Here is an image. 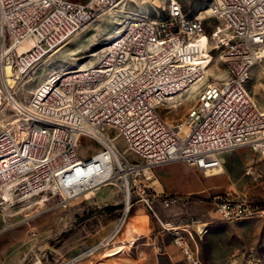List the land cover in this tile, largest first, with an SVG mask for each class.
<instances>
[{
	"label": "built area",
	"instance_id": "obj_1",
	"mask_svg": "<svg viewBox=\"0 0 264 264\" xmlns=\"http://www.w3.org/2000/svg\"><path fill=\"white\" fill-rule=\"evenodd\" d=\"M121 1L0 0V57L15 53L21 64L36 63L77 34L94 11ZM208 1L195 17L171 0L167 17L133 19L95 66L53 72L25 106L17 105V124L0 131L1 204L25 207L57 195L72 201L113 185L131 194V204L139 197L161 222L155 202L172 208L183 199L150 194L145 183L156 165L184 162L215 176L238 148L251 146L264 158V111L247 88L253 68L264 62V0ZM214 19L219 25L210 42L206 25ZM214 49L227 77L204 87L186 116L170 123L162 107L178 104L204 81ZM84 139L96 143L97 153L80 154ZM125 204L115 233L127 221ZM215 206L228 221L264 215L247 200L219 197ZM168 230L187 261L200 264L193 233L185 230L186 238Z\"/></svg>",
	"mask_w": 264,
	"mask_h": 264
},
{
	"label": "rangeland",
	"instance_id": "obj_2",
	"mask_svg": "<svg viewBox=\"0 0 264 264\" xmlns=\"http://www.w3.org/2000/svg\"><path fill=\"white\" fill-rule=\"evenodd\" d=\"M75 1L83 4L90 2V0ZM170 1L124 0L108 10L94 11L91 19L77 34L25 69H22V64L15 53L0 57V62L3 60L6 66L12 65L14 73L19 77L15 87L9 88L5 83L4 68L0 64V90L3 94L0 104V131L17 124V105L25 106L35 90L51 73L77 71L85 66H95L111 40L133 19L167 17ZM178 1L191 17L199 15L210 4L208 0ZM217 25L219 21L215 19L206 25L210 42ZM24 45L27 43L20 47ZM220 56L219 50L214 49L210 52L212 61L204 81L187 92L178 104L162 107V116L165 119L172 124L179 122L196 104L204 87L227 77V67ZM247 88L254 101L264 111V62L253 68ZM10 94L14 96V100L9 98ZM97 151L98 146L93 141L84 139L80 143L81 155L91 156ZM178 166L192 171L199 184L191 192L176 193L175 195L183 200L172 208L163 207L160 201L155 202V209L164 225L139 197L133 198L131 208L127 212V221L136 210H139L137 214L139 220L146 227L151 225L166 233L169 227L173 229L178 227L186 238L189 236L185 230L191 231L197 244L200 264H264V215L228 221L217 213L215 206L217 198L225 197L230 201L247 200L264 208V158L251 146L238 148L225 156L224 172L215 176L184 162L160 164L155 167L175 168V171L182 173ZM155 167L152 169L151 179L145 183L150 194H162L164 191L168 194L175 193L180 188L181 181L177 177L167 179L155 176ZM100 193L98 190L90 197L84 196L72 201H65L61 195L39 197L25 207L7 206L0 201V249L7 244L14 245L15 249H22L29 244L33 250L24 264L37 262L68 264L70 251L72 258L75 259L92 247L106 243L102 241L107 233L94 236L98 231H104L101 224L112 222L114 216H117V227L125 212V195L121 191L120 211L114 216L108 215L101 219L99 218L101 212L107 211L115 204L112 201L107 204H96V197ZM88 217L92 218L89 222L86 221ZM114 227L115 225L112 228ZM22 232H26L27 236L20 235ZM176 249L184 257L180 264H192L187 261L180 247ZM96 255L97 252L89 256V259H94ZM161 263L168 264V259L163 257Z\"/></svg>",
	"mask_w": 264,
	"mask_h": 264
},
{
	"label": "crops",
	"instance_id": "obj_3",
	"mask_svg": "<svg viewBox=\"0 0 264 264\" xmlns=\"http://www.w3.org/2000/svg\"><path fill=\"white\" fill-rule=\"evenodd\" d=\"M178 169L183 172H177L175 168L160 169L155 167V176L166 177L167 179L177 177L181 181L180 188L175 193L171 192L169 194H185L191 192L199 184L192 171L181 166H178ZM121 191L118 186L113 185L100 189L101 193L96 197V204H107V202L112 201L115 205L112 208H108L107 211L103 210L99 218L104 219L108 215L114 216L120 211L119 204L122 202ZM164 192L166 193V191ZM138 212L139 210L135 211L118 233H114L117 216H114L110 223H102L104 231H98L94 237L107 233L106 238L102 241V243L105 241L106 243L101 246L92 247L85 252L88 254L83 253L75 259L72 258V251H70L68 253V255L70 254L68 264H162L161 260L163 257L168 259V264H180L184 257L176 249L178 247L174 241V232L166 229L168 231L166 233L151 225L148 227L144 225L142 230L134 231L130 224H136V220L139 218ZM91 219L88 217L86 221L89 222ZM113 225H115L114 228H112ZM20 235L26 237L27 233L22 232ZM168 235L172 236L167 237ZM86 243H88V240ZM193 244L197 245L195 239ZM32 248L29 244L25 245L22 249H15V246L12 244L4 245L0 249V264H24L28 260L33 250ZM96 252V257L89 259V256Z\"/></svg>",
	"mask_w": 264,
	"mask_h": 264
},
{
	"label": "bare ground",
	"instance_id": "obj_4",
	"mask_svg": "<svg viewBox=\"0 0 264 264\" xmlns=\"http://www.w3.org/2000/svg\"><path fill=\"white\" fill-rule=\"evenodd\" d=\"M32 44H33V42H29L27 45H24V46L20 47L19 48V53L20 54L27 53V51L32 47ZM203 58L204 57H201L200 59H203ZM30 63L31 62L28 59L24 60V62L22 63V69H25L28 65H30ZM0 64L4 68V78H5L6 85L9 88L15 87V85H16L17 80H18L19 77L14 73V70H13L12 65H7V66L6 65H3V60L0 62ZM90 67H93V66H85V67H82L79 70V72L86 71ZM60 72H62V71H60ZM10 95H9V98L14 100V96L12 97V95H11V97H10ZM183 97H184V95L182 96V98L178 99V102H181L183 100ZM2 100H3V94H2V92L0 90V104H1V101ZM151 175H152V169L150 170V176ZM93 194H94L93 192H90L86 196L90 197ZM130 198H131V194L125 195V201L127 203V209H129L131 207V205H130L131 204L130 203ZM169 225H171V224H169ZM130 226L133 228L134 231H140V230H142V227L144 226V224H142V222L138 218L136 220V224L135 225L134 224H130ZM101 245H104V243L103 244H99V246H101Z\"/></svg>",
	"mask_w": 264,
	"mask_h": 264
}]
</instances>
